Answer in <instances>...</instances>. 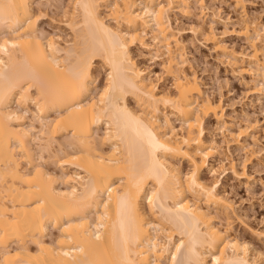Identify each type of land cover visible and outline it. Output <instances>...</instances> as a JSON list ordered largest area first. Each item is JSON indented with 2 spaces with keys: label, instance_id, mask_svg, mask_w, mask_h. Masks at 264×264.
<instances>
[{
  "label": "bare ground",
  "instance_id": "1",
  "mask_svg": "<svg viewBox=\"0 0 264 264\" xmlns=\"http://www.w3.org/2000/svg\"><path fill=\"white\" fill-rule=\"evenodd\" d=\"M34 2L0 0V264H255L247 244L208 211L232 206L201 175L212 172L215 149L201 120L223 123L222 110L178 70L170 47L168 12L190 0H71L65 46L38 31ZM232 5L249 53L227 50L212 31L202 35L234 71L245 59L264 95V39L241 14L242 0ZM146 30L165 51L173 95L158 92L130 54ZM96 60L106 68L98 90ZM30 105L35 115L25 124ZM165 110L181 120V133ZM44 152L57 157L59 174L41 164Z\"/></svg>",
  "mask_w": 264,
  "mask_h": 264
},
{
  "label": "rangeland",
  "instance_id": "2",
  "mask_svg": "<svg viewBox=\"0 0 264 264\" xmlns=\"http://www.w3.org/2000/svg\"><path fill=\"white\" fill-rule=\"evenodd\" d=\"M70 1L35 0L32 7L38 31L55 35L62 46L73 39L66 24L68 17L63 14L65 10L68 11ZM158 1L166 3V0ZM232 2L233 0H190L189 6L183 8L182 12L171 8L168 12V25L172 33L170 47L177 56L178 70L194 75L200 85L202 97L218 104L222 110L223 123L216 121L212 115L204 116L201 120L203 140L212 141L215 148L208 156L212 172L203 170L202 178L209 185L215 184L216 191L232 206L226 212L209 207L213 224L221 230L227 228L229 238L247 244L255 264H264V259L259 257V253H264V95L258 92L261 81L258 75L248 71L245 59L237 63L243 71H234V67L215 52L212 43L207 42L202 35L212 31L215 41H220L227 50L249 53L245 39L236 33L237 14ZM242 4L241 14L251 22L254 30H259L264 39V0H242ZM101 15L106 23L115 26L108 20L105 9L101 10ZM196 26L198 28L195 32L192 29ZM142 40L143 45L134 43L129 46L134 62L156 84L158 92L173 95L175 88L172 78L163 67L166 54L161 43L153 39V33L149 30L142 33ZM174 41L178 42V46ZM105 74V66L100 60H96L93 85L97 90L103 86ZM30 91L34 94V87ZM127 103L130 107H135L132 99H128ZM13 108H17L15 104ZM165 113L176 132L181 133L184 126L181 120L168 110ZM34 115L35 108L28 106L24 113V123L29 124ZM239 131L242 134L238 139H233L231 134ZM97 132L102 133V129L99 128ZM103 148L106 149V146ZM42 156L43 159L39 161L44 168L59 174L60 171L54 164L57 157L47 152ZM173 162L181 175H185L190 169L186 160ZM199 203L207 208L203 199ZM50 231L54 232L51 228Z\"/></svg>",
  "mask_w": 264,
  "mask_h": 264
}]
</instances>
